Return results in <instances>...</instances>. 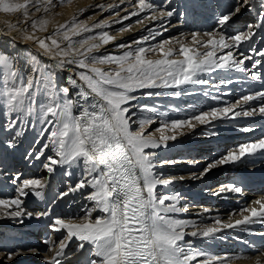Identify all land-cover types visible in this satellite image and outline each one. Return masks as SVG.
Returning <instances> with one entry per match:
<instances>
[{"label":"snow or ice","instance_id":"obj_1","mask_svg":"<svg viewBox=\"0 0 264 264\" xmlns=\"http://www.w3.org/2000/svg\"><path fill=\"white\" fill-rule=\"evenodd\" d=\"M47 2L51 3V0ZM128 3L132 11L117 23L146 13L151 15H144L137 23L164 21L165 18L170 21L174 15L183 19L188 12L187 7L184 12L178 11L174 0H161L159 5L153 0H136L135 3L128 0ZM30 5L39 11L34 0H0V13H23L29 18ZM204 6L202 0H192L190 9L194 12L197 7ZM99 7L104 8V5ZM124 10L128 11L127 8ZM245 12H255V21L246 25L245 30L228 35L225 29ZM47 23L46 20L39 21V30L46 31ZM216 24L219 30L192 32L190 40L187 37L170 38L154 46L149 41L162 33L151 28L147 36L116 45L128 51L97 56L95 52L115 40L109 32L103 31L110 25L103 21L89 27L74 19L70 25H62L56 30L60 39L48 38L50 44L33 35L25 36L26 40L37 43L55 63L43 64L35 55L29 54L25 68L31 70L26 71L19 66V58L0 53V113L8 118L0 125V131L6 134V138L0 140V147L4 149L0 169L14 185L15 193L10 197L0 196V218L18 223H23L25 218L47 219L50 232L62 234L58 241L44 240L46 251L51 253L47 264H63L73 241L76 243L70 251L76 257L75 264H233L231 258L210 255L194 247L193 241L212 239L225 229L245 226L257 219L264 222V196L253 202L255 206L241 209L242 219L234 221L224 222L217 218L209 226L203 223V217L200 222L174 218V214L186 212L187 208L178 206L179 193L158 192L159 188L175 183L176 178L156 171V152L151 151L167 148L169 141L195 131L197 126L207 129L210 125L215 126V121L234 120L240 116L264 118V90L245 94L235 103L223 107L196 108L191 114L186 113L185 118L171 121L161 119L165 113L155 107L137 108L136 104V93L147 97L180 96V90H183L184 94H192L189 86L208 85L210 81L203 78L204 75L217 70L251 72V80L260 81L262 76L254 69L264 67L261 63L264 49L253 48L252 44L258 31H264V0H226L216 17ZM9 27L16 29L15 25ZM31 27L36 29L37 24L32 23ZM161 27L168 30L163 23ZM94 29L101 31L87 38L73 39ZM129 30L130 27H125L120 31ZM60 40L67 46L62 47ZM245 43L254 55L242 51L241 46ZM233 49L239 51L242 58H237ZM255 56L261 59H255ZM246 61H252L251 68L246 67ZM96 65L114 67L105 71ZM66 66H74L79 71L69 77V86L61 87L56 81L55 70H63ZM230 83V79L220 80L219 86ZM255 101L262 103L257 107L253 105ZM74 108L79 110L78 114H74ZM134 109L145 114L135 130L132 128ZM157 119H161L160 126L149 132ZM36 124L40 127L23 157L29 163L39 161L47 177L22 178L19 172L10 174L3 167L7 150L16 149L22 143L24 130L28 127L35 130ZM206 134L217 135L216 132ZM257 153L264 154V138L238 145L221 158L206 163L199 173H192V178L203 179L217 167L234 165ZM173 163L172 160L159 162L160 166ZM190 163L195 166L197 161ZM57 173L62 177L78 175L79 178L52 197L49 204L80 193L90 205L83 215L63 218L53 216L50 208L28 209L25 199L31 196L44 201L48 178ZM224 191L241 193L243 189L229 184L215 195ZM203 212L208 213L209 209L205 208ZM94 213L99 215L94 216ZM186 236L193 240H186ZM20 254V251L3 253L0 264L11 262ZM242 258L237 256L235 260ZM254 264H264V253L257 256Z\"/></svg>","mask_w":264,"mask_h":264},{"label":"bare ground","instance_id":"obj_2","mask_svg":"<svg viewBox=\"0 0 264 264\" xmlns=\"http://www.w3.org/2000/svg\"><path fill=\"white\" fill-rule=\"evenodd\" d=\"M20 1L21 0H19V2ZM39 1L44 0H34V3L39 8V14L44 13V15H42L39 19L49 17L51 20H57L59 17L67 14V11L70 12L74 18L87 13L101 11V13L103 12L101 15L102 17L105 14H112L113 11L118 8L117 12L110 16V21H112V23H108L110 27L103 29V31H107L110 35L114 36L115 40L113 43H110L109 45L104 46L95 52L99 55H104L105 53L120 54L128 51L127 48H117L116 45L131 43L141 36H147L148 29L151 28H155L157 32L162 33V35L157 36L155 40L149 41V44L153 46L160 41L170 38L187 37V39H191L190 34L192 32H206L203 27L204 24H207V27H209L213 25V23H216V17L219 14L220 8L225 4L221 2L216 3L213 9L205 7L207 9L201 11L204 13L203 15L196 13L200 10L199 8H196L194 12L191 9H188L187 15L176 23H172V21L177 18V15H174L170 21L165 18L164 21L158 20L153 22L150 20H145L143 23H137V21L144 15H151V13L142 14L141 17H132L130 20H124L123 23H117L116 21H120L124 16L129 15V13L132 11L128 0H125L124 3H121V0H51L49 5H39L37 4ZM133 1L134 0H132V3ZM153 2L155 3L154 0ZM174 2H177V0H174ZM216 2H218V0H216ZM156 4L159 5L160 3L156 2ZM100 5H104V8L99 7ZM209 6L210 5H208V7ZM120 8L122 9L120 10ZM125 8H127L128 11H125ZM185 9L186 6L184 11ZM32 10L33 12L29 14V18H26L23 13H0V53H9L14 55V57L19 58L21 65H25V53L39 57V60L46 64L55 63V61L51 60L40 50L37 43L25 39V36L33 35L34 38L44 39L46 43L50 44L48 38L51 35L53 36L55 33L54 28H47L46 31L39 30V25L37 24L39 19L31 22V20L34 18L33 16L38 11L34 7L29 9V11ZM117 13H119V15H117ZM245 14H247V12L241 14L225 29L228 35H230L229 33L235 31L234 29L243 28V23L248 18L247 15L243 17ZM32 23L37 24L36 29L31 27ZM162 23L168 28L167 31H164L163 28L159 30V27H161L160 25ZM9 25H15L16 29L13 30L9 27ZM125 27H130V30L120 31ZM215 30H219L218 26ZM257 36H260L261 39L257 44L258 46H253L255 44H252L253 48H259L264 44V31H258ZM257 36L254 38L256 41ZM202 38L207 40V37ZM145 46H148V44ZM133 47H135V45H133ZM241 48L242 51H245L246 48H249V44L245 43L241 46ZM233 51L236 53V55L237 52H239L236 49H233ZM253 54L254 53H249V55ZM154 57L158 58L156 56ZM237 58L242 57L237 55ZM245 63L246 67L249 68L250 61H246ZM20 67L24 68L25 66ZM71 67L75 68L74 66ZM254 70L260 72L262 79L264 78V67L257 66ZM55 71L58 85L62 87L69 86V77H73L75 73L73 74V71L69 70L68 68L63 70L57 69ZM205 75L211 77H215L217 75L221 77V80L230 79L232 81L230 84L217 86V88H215V90L212 92L206 90L203 91L204 93H210L211 96H218L219 99H216L218 103H229L230 100L232 101V95L234 96L233 100L236 99L237 101L245 94H251L264 90V87L260 83L261 80L259 81L258 86L250 85L251 82H256L251 80V72L241 73L236 70H217L216 72ZM255 87H258V89H255ZM199 94L196 96L200 98L205 97L204 95ZM185 96L193 97L195 95L186 94ZM260 103L262 102L255 101L253 102V105L258 107ZM200 108L208 107H206L204 104H201ZM214 125L215 126L210 125L213 127L211 130H209L210 126H208L207 129H205L204 126H197L195 131L189 132L183 136H179V139L176 141L168 142V147H171V150H174V155H180L181 157L174 160L175 163L164 164L162 167H172V169L165 171L169 173L168 176L176 178L175 183L169 186H172V189H180L179 194L181 199L178 206L187 208L186 212L174 214V218L195 220L200 222L203 217V223L209 226L214 224L217 218L224 222H228L230 219L234 221L236 219H242V216L240 215L241 209L255 206L253 202L264 196V154L261 153H257L254 156L245 157L242 161L234 165L230 164L217 167L204 176L203 179L196 180L192 178V173H199V171L204 168L206 163L221 158L229 151L235 150L238 145L255 142L261 138H264V118L258 115L253 117L240 116L234 120L226 119L224 121H215ZM234 126H241L242 128L239 127V129H235L233 128ZM244 128H249L251 130L246 132L243 131ZM200 129L203 130L204 133H206L205 131L210 132L215 130L217 135L198 137V131ZM24 131L25 135L21 138L22 144L18 145L17 151L13 152L11 151L12 149L7 150V156L4 160L3 167L10 169L11 171H13V169H19V173H21L22 178H37L41 174L43 175L46 173V171L39 166L40 162L33 161L25 167V163L23 164L20 161L21 155L25 152V150H27V146H29L27 143L31 142L34 135L32 127H28ZM218 132H226L229 135H220ZM222 145H224V147L230 145V148L228 150L224 148L223 150L220 148ZM37 147H39V145H37ZM167 148L162 147L155 149L154 151H162V149ZM0 158H4L3 147H0ZM191 161H197L195 166L191 165ZM6 162H10L11 165ZM20 166L23 167L21 168ZM32 166L34 168L30 169ZM159 166L160 164L158 167ZM11 171L9 172L10 174ZM54 176H56V174ZM180 177H183V180H181ZM50 178H48L49 187L44 190V201L37 200L35 197L31 196L25 199L29 210L34 209L37 204H41L43 205V208H46V203L51 197V194H53L51 190ZM6 180L7 177L3 174V170L0 169V196L10 197L13 196L14 185L10 180H7V183H5ZM223 180L231 183V185L242 188L243 191L241 193L224 191L220 195H215V193L220 192L221 188L225 186L223 183L214 187L211 186L212 188L206 191L204 190V188L208 187L207 185L217 181L222 182ZM257 183H261L263 185L258 187ZM165 189L166 188L161 187L158 189V192H162ZM246 189H248V191H246ZM185 197H189V199L186 200ZM82 203L83 209L89 205V201L87 200L83 201ZM55 204L48 208H50L52 211L53 207H55ZM72 205L73 203H70L68 209L64 208L63 211V206H60V214L62 213V216L64 215V217L73 218L80 215V213H83L80 210H76L80 204L76 203L73 206ZM205 208L209 209L208 213L203 212ZM58 215L59 214H57V216ZM93 215H99V213H94ZM245 215H247V213H245ZM46 222L47 219L37 220L35 218H25L23 223H18L9 218H0V249H3V251H1L2 253H0V256H2L3 253H10L14 251L21 252L19 256L14 257L11 262H6V264H36V261H33L31 258L36 254L37 251H27L29 249L28 246L30 245L28 236L31 228L38 229V227L46 225L44 224ZM19 236L20 238H18ZM57 237H62V234L51 232L52 240L57 239ZM23 239L26 241H22ZM185 239L193 240V238L190 236H186ZM75 243L76 242L73 241V243L69 245V254L63 259V264H75L76 257L73 256L70 251V249L74 248ZM193 246L206 251L210 255L231 258L233 260V264H254L257 256L260 253H264V222H262L260 219H257L254 223L245 226L235 229H225L212 239L194 240ZM47 256L50 257L51 253L48 252ZM237 256L243 258L237 261L235 260V257ZM43 257L45 258V256ZM47 260L48 258H45L40 264H47ZM193 264H195V262H193Z\"/></svg>","mask_w":264,"mask_h":264},{"label":"rangeland","instance_id":"obj_3","mask_svg":"<svg viewBox=\"0 0 264 264\" xmlns=\"http://www.w3.org/2000/svg\"><path fill=\"white\" fill-rule=\"evenodd\" d=\"M154 1H155V3L156 2L157 3H161V0H154ZM225 1L226 0H224V1L223 0H218V2H216V0H202V2L204 3L205 6L204 7H201L202 9L200 7H197L200 10L198 12H196V13H199L200 15H203L204 13L201 12V11H203L204 9H207V8L213 9L215 7V4L216 3H220V2L221 3H225ZM254 1L256 2V0H254ZM20 2H23V0H21ZM135 2H136V0L133 1V3H135ZM177 2H174V6L177 7L178 11L183 12L185 6L188 9H190V5L192 3V0H177ZM37 4H39V5H44V4L49 5V3L47 2V0L39 1ZM208 5H210V6L208 7ZM205 7H207V8H205ZM31 8H32V6L30 5L29 9H31ZM117 9H115L113 11V13L117 12ZM121 9L122 8H120V10ZM43 10H45V9H43ZM32 12H33V10L32 11H29V14L32 13ZM47 13H49V12H47ZM97 14H99V15H97ZM102 14H103V12L101 13V11H98V12H94V13H87L85 15H82V16H79L77 18H74V17H72V14L67 11V14H65L64 16L59 17L57 20L56 19L55 20L54 19L51 20V19H49V17H44L43 19H39L42 15H44V13L43 14L42 13L39 14V11H38L33 16L34 18L31 20V22L39 19L37 21V24L39 25V21H42V20L48 21L46 28H48V29L54 28L55 29V33L53 34V36L52 35L51 36L54 37V38L60 39L58 36H56V30L58 28H60V26H62V25H70L71 22L74 19L76 20L77 23L87 24L89 27H92L96 23H100V22H103V21H107L108 23H112V21H110V16L112 14H109V15L108 14H105V15H103L101 17ZM246 15L248 16V18L243 23V28L234 29L235 31H233L232 33H229L230 35L245 30L246 29V25H248V24H250V23H252V22L255 21V16H256L255 12H252V13H248L247 12V14L243 15V17H245ZM180 20H181L180 16L177 15V18H175L172 21V23H176L177 21H180ZM203 27H204V30H206V32H210V31L215 30L216 27H217V25H216V23L215 24L213 23V25L207 27V24H204ZM162 28L163 27H159V30L162 29ZM95 30L96 29H94L93 32H91V33H84L83 36H81V37H74L73 39L74 40H79V39L87 38L88 36H91V35H97L101 31V30H96V31ZM256 39H257V41L255 40V43H254L255 45H253V46H256L258 44V42L261 39V37L260 36H257ZM188 40H190V39H188ZM49 42H50V40H49ZM60 42H61L62 47H66L67 46V43L65 41L60 40ZM257 49H264V45H261ZM244 53L247 54V55H249V53L252 54L253 52L250 51L249 48H246V50L244 51ZM107 54H111V53H105L104 55H107ZM120 54H122V53H120ZM239 54L240 53L237 52V55H239ZM23 55H24V53H23ZM94 55L100 56L97 53H94ZM114 55H118V54H114ZM24 56H25L24 59L26 60L29 57V53H25ZM37 58L39 59V57H37ZM151 58L156 59L154 56H152ZM258 59H260V58H258ZM42 63L43 64H46L44 62H42ZM19 66H25V65L19 64ZM96 66L97 67H101L105 71H111L112 68L114 67V66H110V65H96ZM250 67H252V62L251 61H250V64H249V68ZM65 68H68L69 70H72L73 71V74L76 73L77 71H79V69H77L76 67L75 68H72L71 66H66ZM25 70L26 71H30L31 69L30 68H25ZM203 78L209 80L210 83L208 85H202V86L201 85H199V86L197 85L198 87L197 86H189V89H190L191 93L195 95L193 97H187V96H185L186 94H184L183 90H181V95L180 96H171V95H169V96H153V97H147V96H144L142 93H136V95L138 96V100L136 101L137 108H139V106L155 107L159 112L165 113V116L162 117L161 119H163L165 121H171V120H175V119L185 118V114L186 113L187 114H191L194 111V109H196V108H198L200 110H208L207 108H200L201 104H204L206 107L209 108L211 105H212V107H223V106H226L227 104H233V103L236 102V99L233 100L234 99V96L233 95H232V101L230 100L229 103H225V104H223V103H220L219 104L216 101V99L212 100L213 97H218V96H213V95L211 96L210 93H208L209 95H204V92H203L204 90L210 91V92H212V91L215 90L214 87H212V85L215 84V85H218L219 86V81L221 80V77L220 76H217V75L215 77H213V76L211 77V76H208V75H204ZM223 80H225V79H223ZM258 84H259V81H256V82H251L250 85L258 86ZM262 85L264 86V83ZM215 88H217V87H215ZM255 89H258V87H255ZM144 91H147V90H144ZM168 91L169 92H173L174 90H168ZM199 93L202 94V95H204L205 97H203V98L197 97L196 95L199 94ZM210 100H212V101H210ZM217 104H219V106H217ZM73 111H74V114H78V112H79V110L76 109V108H74ZM134 111H135V116L133 117V120L135 122L132 123L133 130H135V129L138 128L139 120L145 115V114L141 113L140 111H138L137 109H134ZM7 119H8L7 116H5L4 114L0 113V125L5 124L7 122ZM161 119H157L156 122L153 123L150 126V128L148 129V131L151 132V131H154L156 128H158L160 126V124H161ZM39 127H40V125L39 124H36L35 130L33 129L34 135L32 137V140H31L30 143H27V144L30 145L32 143L34 137L36 136V131L39 129ZM239 127L242 128L241 126H236V127L234 126L233 128L239 129ZM211 129H213V127L210 126L209 127V130H211ZM205 132L207 133L209 131H205ZM210 132H215V130L210 131ZM206 133H204V131L200 129L198 131V135H199L198 137L208 136ZM218 133L220 135H229L226 132H224V133L223 132H221V133L218 132ZM158 135H159V133H157V136ZM5 138H6V134L3 133L2 131H0V140H3ZM36 147H37V145H36ZM28 148H29V146H27V149ZM226 148L229 149L230 148V145H228ZM171 149H172L171 147H168L167 149H162V151L161 150L155 151L156 152V160L158 162V165H159V162L160 161H167V160L174 161V160H176V159H178V158L181 157L180 155H174V153H173L174 150H171ZM154 150L155 149H153L151 151H154ZM11 151L16 152L17 151V148L15 150L12 149ZM20 159H21L20 160L21 163H23V164L25 163V167L28 164H30L28 161H26L24 159L23 154L21 155V158ZM6 163H8L10 165V162H6ZM8 164H7V166H8ZM20 167L22 168L23 166H20ZM33 168L34 167L32 166V168H30V169H33ZM169 169H172V167H168L167 166L165 168V167L159 166V167H157V170L156 171L158 173L159 172H163L165 176H168L169 173H167L165 171L166 170H169ZM77 172H78V170H77ZM45 177H47V174L46 173L43 174V175L41 174L37 178H45ZM55 178H58V180H56ZM78 178H79L78 175L75 176V177H71V178L70 177H62L59 173L56 174V176L53 175L50 178L51 179V190L53 188V184L55 186V189L52 190V193L53 194H51V197L48 199V201L46 203V208H47L48 205H49L48 207H52L57 202L56 204H57L58 207L55 204V207H53V209L51 211L52 214H53V216H57V214H59L58 216H60V217L68 218V217H64V215L62 216V213L60 214L59 208H60V206H63L62 211L64 210V208L65 209H68V207L70 206V203H73V205L76 204V203L80 204L79 207L76 208V210L77 211L80 210L82 212L84 211V209H83V203L82 202L83 201H86V199L80 193H76L75 195H69L68 197H65L62 200H56L55 203L49 204V200L52 197L58 196L59 195V192H61L63 190H66L67 187H68V185L71 184V183H73L74 180H76ZM221 183L222 182H218V181L215 182V183H212V184L208 185V187L204 188V190L206 191V190H208V189H210V188H212L214 186L220 185ZM54 190L56 192H58V193L53 192ZM165 190H163L162 192H159V193H161V194L180 193V189H178V188L172 189V186H168ZM14 194L15 193L13 192V195ZM185 198H186V200L189 199V197H185ZM88 206H90V205H88ZM40 208H43V205H41V204L38 205L37 204V206L34 209H30V210L31 211H33V210H36V211H42V210H44V208L42 210H40ZM81 215H83V213H80V215H78V216H81ZM47 222H48V220H47ZM47 222L44 223L46 225L40 226V227H38V229L31 228L30 229L29 236H28V241L30 242V245L28 246L29 249H35L37 251L36 254L31 258V259H33V261H36L35 262L36 264H40L42 261H44L45 258H49V256H47V253L48 252L46 251V247L47 246L44 244V240L46 238H51V232H50V230L47 227V225H48ZM18 238H20V236ZM60 238H62V237H57V239H53V240L54 241H58V239H60ZM22 241H26V240L23 239ZM1 251H3V249H0V253H2ZM42 255L45 256V258ZM27 264H30V263H27Z\"/></svg>","mask_w":264,"mask_h":264}]
</instances>
